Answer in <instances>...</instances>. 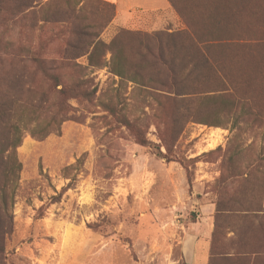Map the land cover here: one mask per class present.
<instances>
[{
  "label": "rangeland",
  "instance_id": "rangeland-1",
  "mask_svg": "<svg viewBox=\"0 0 264 264\" xmlns=\"http://www.w3.org/2000/svg\"><path fill=\"white\" fill-rule=\"evenodd\" d=\"M174 1L173 9L168 0H4L0 103L30 106L48 91L55 104L61 86L35 53L64 85L87 82L95 94L68 101L58 135L39 140L35 122L21 125L1 264H188L184 253L209 220L216 255L237 239L249 250L262 243L264 0ZM105 5L114 9L106 26ZM78 29L104 45L94 55L105 66L90 65L92 48L74 59ZM67 42L74 48L64 53ZM112 55L126 62L122 77ZM167 121L182 132L166 160L135 134L164 154Z\"/></svg>",
  "mask_w": 264,
  "mask_h": 264
},
{
  "label": "trees",
  "instance_id": "trees-1",
  "mask_svg": "<svg viewBox=\"0 0 264 264\" xmlns=\"http://www.w3.org/2000/svg\"><path fill=\"white\" fill-rule=\"evenodd\" d=\"M246 1L247 4L252 3L253 5V0ZM168 2L174 9L175 1L168 0ZM3 4L4 0H0L1 10ZM105 6L110 10L111 15L109 19L105 21L104 26L110 23L113 17L114 10L112 5ZM75 35L84 39L80 43L81 48L77 49L80 52L75 55L74 59L86 56L89 53L90 48H92L91 53L88 54V62L90 63V65L94 67L105 66L106 62L100 60L99 58L96 59L94 55L99 52L101 56L103 50L105 49L104 45L100 41H95L97 37L93 36L92 33L86 32V30L79 29L76 30ZM91 37L96 38L93 40V38L91 39ZM73 48L74 46L71 43L67 42L66 46L64 47V53L71 52L69 50ZM72 59L73 58H69V60ZM31 60L45 74L44 77L47 78V80L55 83V88L61 86V89H55L54 95L56 96V102L54 105H51L49 102L48 91L47 93H41L36 98L35 103L33 105L31 104L30 106H17L14 101L10 104H5L3 102L0 103V123L2 124L4 133H6V136H4L0 140V155L6 154L7 156L5 162L2 161V158L0 159V161H2V164L4 165L3 169L0 172V177L3 180L2 185H0V259L1 255L5 251L4 238L11 233V220L8 217V210L11 209L13 200L11 194L9 193H13L14 185L19 179V173L22 169L21 164L18 163L15 159V149L18 148L21 143V137L19 135V133L21 132L20 128H22L23 126L25 127L27 124L31 123L25 122V120L33 121L36 123L35 127L30 131V134L33 137L38 138L39 140H43L51 134L58 135L60 126L64 122L71 119L69 113L73 111V108L68 104V101L76 98L89 101L95 94L94 91H88L87 87L85 86V83L87 82H76L67 86L64 85L63 82L60 81L61 79L59 76L47 72V68L45 67V64H47V59H40L36 53L32 54ZM111 64L114 69V73L117 76L122 77L125 73L124 68L126 67V62H124L123 59H116L114 58V55H112L110 65ZM51 107L54 111H51ZM124 123L127 127H131L128 122ZM21 125L23 126L21 127ZM181 132L182 126L178 125L177 122L167 121L165 123L160 139L162 142V147L165 149L164 154L161 152L160 146H156L150 143L137 132L135 134V140L140 146L151 148L156 157L167 160V155L171 152L170 148L176 141L177 137L181 134ZM190 162L195 163L194 161ZM72 169L74 170L73 167ZM64 171L65 178L67 179V173L70 171V168H65ZM188 183L190 189L192 183L191 176H188ZM69 188L70 184L65 188H62L61 191L56 193L55 196H52L50 200L53 203L60 202L63 194ZM217 212H219V210H217ZM258 212L259 211H256L255 215ZM3 222H6V225ZM88 228L95 230L93 225H89ZM229 245V251L225 253V255H216L213 248L214 242L210 240L208 264H258L260 260H262V262L264 263V239L261 244L256 246V248L250 250L246 248L245 243L239 241L238 239L234 243H229ZM216 257L218 258V261H215Z\"/></svg>",
  "mask_w": 264,
  "mask_h": 264
},
{
  "label": "crops",
  "instance_id": "crops-1",
  "mask_svg": "<svg viewBox=\"0 0 264 264\" xmlns=\"http://www.w3.org/2000/svg\"><path fill=\"white\" fill-rule=\"evenodd\" d=\"M105 1L112 2L115 0H105ZM212 228H213L212 222L211 220H209L205 222V226L202 230L200 227L197 228V230H195V232L197 233L194 236L195 241H192L189 244L186 253H184L185 259L188 262V264H208L209 250H210V234Z\"/></svg>",
  "mask_w": 264,
  "mask_h": 264
},
{
  "label": "bare ground",
  "instance_id": "bare-ground-1",
  "mask_svg": "<svg viewBox=\"0 0 264 264\" xmlns=\"http://www.w3.org/2000/svg\"><path fill=\"white\" fill-rule=\"evenodd\" d=\"M221 140H222V137H218L217 139H215V140L213 141V146H214V145H217L218 143H220Z\"/></svg>",
  "mask_w": 264,
  "mask_h": 264
}]
</instances>
